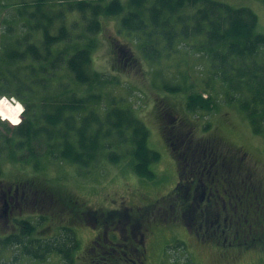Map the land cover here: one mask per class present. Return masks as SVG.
<instances>
[{
  "label": "rangeland",
  "instance_id": "374dc122",
  "mask_svg": "<svg viewBox=\"0 0 264 264\" xmlns=\"http://www.w3.org/2000/svg\"><path fill=\"white\" fill-rule=\"evenodd\" d=\"M23 1L0 0V51L28 33L25 25L28 18L20 17L18 13ZM72 1L75 0H25L29 14L37 10V3L41 4L42 11L52 17L64 14V18L57 20L52 28V33L56 35L65 24L70 33L68 39L53 48L61 59H67L87 42L95 41L91 70L103 75L105 84L100 93L103 103L99 101L94 107L102 116L113 107L133 111L149 131L148 146L159 152L161 158L151 167L155 174L152 179L135 173L131 154L133 146L129 142L112 144V148L105 149L98 162L89 168L48 159L41 160V169H35L31 162L1 161L0 216L4 193L11 187L19 185L25 188L31 198L36 199L38 194L44 200L40 201L41 204L36 202L35 205L25 206L21 201L20 189V207H15L10 226L5 223L4 217H0V237L19 233L18 222L29 221L36 228L33 238L53 239L60 235L62 228H68L76 234L79 248L70 262L57 253L49 254L44 261L36 260L24 254L20 247H9L0 251V264H92L94 255L90 248L101 231V226L92 220V215L96 213L100 216L105 213L107 218L119 210L120 213H125L127 208L132 214H138L141 210L143 214H150L141 221L140 228L134 225L139 233L146 234L145 264H264V248L248 246L249 250H233L231 256L223 257L212 244L197 241L194 232L189 234L181 225L178 230L168 227L162 220L165 210L160 209L167 206L165 201L161 200L156 206H152L156 200L170 193L178 180L176 164L162 137L165 128L172 131V126L183 121L188 126L179 133L188 141L219 137L225 149L227 147L237 151L238 148H244L248 153L245 163L250 168L253 166L254 179L262 182L263 187L264 133L257 135L253 132L238 106L227 101L224 88L218 81L207 87L206 83L210 82L206 81L210 76V62L191 43L176 41L171 51L166 50L162 59L152 64L137 42L138 35L121 29L120 17L101 16V30L93 34L88 31L90 12L83 16L79 12L67 11L68 3ZM217 1L234 8L252 10L258 16L257 30L264 34L262 0ZM35 41L37 45H42V33L36 35ZM116 45L121 48L118 54L115 51ZM21 46L24 49V41ZM159 49L163 50L162 46ZM58 75L60 78L50 83L48 94L60 98L65 88L83 95L89 91L87 84L82 85L74 80L65 63L60 67ZM166 85H178L181 91L171 94L165 90ZM192 93L212 96L215 101L213 110L188 111V96ZM10 101L16 102L14 105L25 110L16 99H7V102ZM163 116L166 118L163 119ZM6 121L13 125L9 120ZM19 121H22V114ZM192 131L194 135L189 136L188 133ZM112 152L119 157L116 163L111 161ZM241 154L239 151V155ZM75 202V210L66 206ZM86 213H90V216ZM76 214L81 219H77ZM83 214H86L87 220L82 218ZM114 218L121 220L122 223L118 225L120 228L130 230L126 219ZM100 233L104 234L102 231ZM118 264L128 263L120 261Z\"/></svg>",
  "mask_w": 264,
  "mask_h": 264
},
{
  "label": "trees",
  "instance_id": "16d2710c",
  "mask_svg": "<svg viewBox=\"0 0 264 264\" xmlns=\"http://www.w3.org/2000/svg\"><path fill=\"white\" fill-rule=\"evenodd\" d=\"M35 5L37 10L29 14L23 1L18 13L28 18V33L0 51V98L16 99L25 107L23 120L17 126L0 119V176L4 160L31 162L35 169H41L42 159L89 168L112 144L129 142L133 146L135 173L154 178L151 167L161 156L148 146L149 131L144 123L130 109L113 107L102 116L94 107L99 101L103 103L100 93L105 84V77L91 70L95 41L61 59L53 48L68 39L70 33L65 24L56 35L52 28L64 14L52 17L42 11L41 4ZM67 11L83 16L90 12L88 31L93 34L101 30V16L120 17L121 29L138 35L137 42L152 64L158 63L166 50L171 51L176 41L191 43L210 62L207 87L218 81L227 101L238 106L253 132L264 133V34L258 32V16L252 10L217 0H75L68 3ZM38 33L43 36L41 46L35 41ZM115 47L118 54L121 48ZM63 63L76 82L89 86L86 94L67 88L60 98L47 93L50 83L60 78ZM165 90L175 94L181 87L166 85ZM214 107L212 96H188L190 112L211 111ZM19 120L20 116L12 122ZM110 139L113 140L109 142ZM114 155L110 153L111 161L116 163L119 157ZM76 205L66 206L75 210ZM18 224L19 233L0 237V251L20 247L36 260L44 261L49 254L57 253L71 262L79 248L71 229L62 228L59 236L45 240L33 238V223Z\"/></svg>",
  "mask_w": 264,
  "mask_h": 264
},
{
  "label": "flooded vegetation",
  "instance_id": "af4514ba",
  "mask_svg": "<svg viewBox=\"0 0 264 264\" xmlns=\"http://www.w3.org/2000/svg\"><path fill=\"white\" fill-rule=\"evenodd\" d=\"M187 126L181 121L172 126V131L165 128V133L162 132L176 164L178 180L174 189L152 206L165 201L167 206L160 209L165 210L162 220L168 227L178 230L181 225L189 234L194 232L197 241L212 244L223 257L231 256L233 250H249L248 246L264 248V187L262 182L255 181L253 166L250 168L245 163L248 153L244 148L235 151L226 147V150L219 137L188 141L179 133ZM188 134L192 136L194 132ZM20 189L25 206L44 200L38 194L36 199L31 198L19 185L11 187L4 193L0 216L8 226L15 207L19 206ZM86 214L82 216L85 220ZM149 215L142 210L132 214L129 208L125 213L113 212L107 218L105 213L100 216L94 213L92 220L101 226L104 234L100 231L92 241V264H118L120 261L145 264L146 234L139 233L134 225L140 228L141 221ZM76 216L81 219L79 214ZM115 216L126 219L130 230L120 228L118 225L122 222Z\"/></svg>",
  "mask_w": 264,
  "mask_h": 264
},
{
  "label": "bare ground",
  "instance_id": "6f19581e",
  "mask_svg": "<svg viewBox=\"0 0 264 264\" xmlns=\"http://www.w3.org/2000/svg\"><path fill=\"white\" fill-rule=\"evenodd\" d=\"M7 99L6 98L0 99V116H5L4 119L9 120L10 122L17 121L24 109H20L19 106L14 105V103L16 102L14 103L11 101L10 103L7 102ZM12 124L16 125L17 123L12 122Z\"/></svg>",
  "mask_w": 264,
  "mask_h": 264
}]
</instances>
